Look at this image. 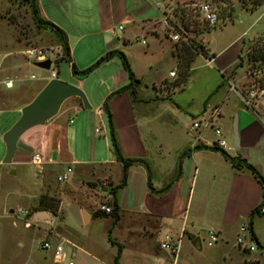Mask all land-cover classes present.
<instances>
[{"label": "crops", "instance_id": "crops-1", "mask_svg": "<svg viewBox=\"0 0 264 264\" xmlns=\"http://www.w3.org/2000/svg\"><path fill=\"white\" fill-rule=\"evenodd\" d=\"M36 1L41 18L66 37L68 56L55 64H66L59 66L58 72L63 77L55 72L53 79L79 89L88 109L77 98L65 100L53 118L20 136L10 164L1 165L12 170L11 174L25 177L26 183L29 170L37 171L33 182L27 184L29 189H34L30 195L32 207L35 208L39 196L45 195L59 201L61 212L62 197H68L83 225L102 227L112 264L116 245L121 248L118 264L168 262L169 257L158 247L165 235L180 238L177 264H257V260L247 259L250 251L247 253L248 249L237 246L236 237L250 240L247 223L261 202L262 188L246 168L235 169L219 150L208 149L214 138L207 134V128L190 130L191 120H207L210 116H190L186 125L181 126V117L186 119V116L154 107L164 100L160 87L152 83L150 94L140 90V81L127 64L139 82L132 85L117 54L86 76L74 75L72 71V67L78 73L88 69L106 53H117L132 38L148 35L149 26L155 29L158 23H150V17L140 15L150 0ZM162 16L164 32L163 13ZM157 36L156 33L153 37L157 39ZM60 58L61 55L52 62ZM48 77L49 74L40 78L41 83L28 86L15 100H1L0 114H9L12 121L2 127L0 136L18 119L21 108L50 80ZM129 85L131 90L113 95ZM105 101L120 156L124 160L142 161L148 167V171L141 164L128 167L126 183L115 194L119 210L115 225L112 218L98 209L111 201L108 191L103 192L105 189L97 186L104 193L99 199L95 189L86 186L88 180H99L109 190L122 177V166L109 145L107 118L102 109ZM234 119L237 146L232 144V132L222 133L227 147L223 152L252 166L264 181V100L252 111L236 109ZM3 154L0 139V161ZM33 155L41 157L39 169L30 162ZM65 167L71 168L72 175L59 186L56 177ZM101 167L106 168V175L85 172V168ZM160 190L164 191L158 193ZM95 211L102 215L94 217ZM46 214L52 217L51 222L55 221L56 217ZM46 221L50 220L38 219L33 224ZM262 221L252 217V233L264 248V231L259 229ZM240 227L246 228L244 234L239 232ZM109 230L115 245L108 242ZM209 232L216 234L217 242L207 247ZM88 242L79 239L73 242L77 252L74 264L97 260L98 255Z\"/></svg>", "mask_w": 264, "mask_h": 264}, {"label": "rangeland", "instance_id": "rangeland-1", "mask_svg": "<svg viewBox=\"0 0 264 264\" xmlns=\"http://www.w3.org/2000/svg\"><path fill=\"white\" fill-rule=\"evenodd\" d=\"M201 1L207 0H150L149 6L146 5L140 15L150 17V23L159 25L155 29L149 26L148 35H138L136 40L132 38L120 46L117 53L135 71L141 84L140 90L150 94L152 83L160 87L164 100L154 107L165 113L178 111L181 116L185 115L186 119L181 117L179 122L181 126L186 125L190 116L212 115L213 125L224 134L231 132L236 109L247 110L229 87L233 85L236 91L245 95L251 86L252 71L262 66L249 67L246 53L254 43L264 42V1L253 11H248L240 7V0H211L219 18L213 27L201 22L194 10V5ZM162 13L166 16L164 32ZM156 33L157 39L153 37ZM170 33L177 35V41H171ZM182 46L201 49H195L198 55L190 64L185 81L177 83V67L171 52L174 49L179 51ZM32 48L42 51L52 60L61 55L54 35L48 30L35 29L29 9L22 0H0V102L3 99H17L28 86L41 83L40 78L48 76L51 70L58 73V77H63L58 71L59 66H66L64 63L55 65L51 62L49 70L44 71L28 61L23 52ZM208 58H213L211 64L207 62ZM238 58L241 67H235ZM170 72L175 73L173 78L169 77ZM30 76L34 79L30 80ZM4 80L14 82V87L3 89L1 82ZM219 114L221 119H217ZM10 121L12 116L0 114V130ZM210 132L208 129L209 136L212 135ZM11 171L7 166L0 167V264H53L49 254L40 249V242L45 238L72 244L75 254V240L89 241L88 246L92 245L90 248L98 257L85 264H112L111 251L102 227L83 225L68 197H62L61 212L57 210L54 222L31 223L30 217L37 212H34L30 198L34 189H29L27 184L33 182L37 171L33 168L29 170L28 183L25 177L19 173L13 175ZM85 172L102 176L107 174L105 167L85 168ZM57 184L60 186L63 183ZM103 184L99 180L86 182L88 189H95L99 199L104 193L97 186L108 191ZM34 207L37 208V202ZM18 209L27 212V215H17ZM254 216L264 220V215ZM259 229L264 231V221L259 223ZM243 245L245 249H250L248 260L264 264V252L259 251L253 242L245 237Z\"/></svg>", "mask_w": 264, "mask_h": 264}, {"label": "trees", "instance_id": "trees-1", "mask_svg": "<svg viewBox=\"0 0 264 264\" xmlns=\"http://www.w3.org/2000/svg\"><path fill=\"white\" fill-rule=\"evenodd\" d=\"M22 1L24 4L27 5V7L29 9L31 21H32V24L35 27V29L36 30H48L56 38L58 45H59V48L61 50V58L54 61V64H57L59 61H61L63 59V57L68 56V47H67L66 37H65L64 33L60 29H58L56 26L52 25L51 23H49V22H47L41 18L40 11H39L36 0H22ZM263 1L264 0H240V7L244 10L253 11ZM163 15H165V13H163ZM166 33H167V31L164 33L165 34L164 36H166ZM196 48L201 49V47H195V46H189V47L182 46V48H180L179 51H176L174 49V52L173 53L171 52L172 57H174V59L176 60L175 63H176V67H177L176 69H177V73H178L177 83L185 81V79L187 77V73L190 69V64L194 60L195 56L198 55V53L195 51ZM116 54L119 55V57L122 61L123 68L126 71L127 76H128V80L134 82L137 85L139 82L134 79L131 71L128 68L126 61L123 58V56L116 53V52L106 53L104 56L100 57L91 67H89L88 69H86L82 72H79V73L76 72L73 67H72V71H73L74 75L86 76L92 70H94L96 67H98L100 64H102L105 61H108L111 57H113ZM202 55L205 56V54H202ZM246 61H247V64L249 65V67H253V66L257 67L260 65H264V42L261 44L254 43L252 46L249 47V49L246 53ZM235 67H241L239 58H238V63H237V65H235ZM127 90H131L130 85L117 90L113 95L120 94V93L127 91ZM130 94H131V96H133L134 92L131 91ZM102 109H103V111L106 115V118H107V125H108V131H109L108 139H109L110 148L114 154L116 161L118 163H120L122 166L121 181L118 185H116V186H114L108 190V194L111 197V201H108L105 203V205L110 208V213L108 214V216L110 218H112V225H115V223L118 221V211H119L118 207L116 205V202H115V194L119 189L124 187V185L126 183V171H127L128 167H130L131 165H134V164H141L145 167L146 171H148V167L142 161L124 160L120 156V153H119V150H118V147L116 144L113 128H112L111 117H110V114L108 113V110L106 108V101L102 105ZM208 149L211 151L219 150V149L215 148L214 146H211ZM219 151L221 152L223 157L230 163V165L233 168H235V169H238L240 167L246 168L251 173L253 178L261 185L262 199H261V202L258 205V207L251 213L250 219L247 223V231H248L249 238L254 243L255 247L260 251H264V248L260 246V244L255 239V237L252 233V217L254 215H257V209L264 205V181L261 179V177L259 176L257 171H255V169L252 166L248 165L244 161L237 160V159H231L223 151H221V150H219ZM177 176H178V174H177ZM163 191L164 190H160L158 193H162ZM58 206H59L58 200H54L51 197L41 195L38 197L37 208H34V212H40V211L46 212V213L51 214L54 217H57ZM101 215L102 214H100L99 211H95L93 213L94 217H99ZM107 234H108V237H107L108 242L112 245H115L110 240V237H109L110 230L108 231ZM120 250H121L120 246L116 245V255L113 258V264H118V258H119Z\"/></svg>", "mask_w": 264, "mask_h": 264}, {"label": "built area", "instance_id": "built-area-1", "mask_svg": "<svg viewBox=\"0 0 264 264\" xmlns=\"http://www.w3.org/2000/svg\"><path fill=\"white\" fill-rule=\"evenodd\" d=\"M194 10L204 24L208 25L209 27H213L219 20L218 12L214 4L211 0L201 1L194 5ZM166 16L164 15V20ZM122 28L119 27L118 31ZM169 38L171 41H177V35L169 34ZM24 56L28 61H31L33 64L38 62H43L48 60L51 64L52 59L47 58L45 54L38 50V49H28L23 52ZM213 59L208 58L207 62L212 63ZM55 76L54 71L49 72V79H53ZM175 76L174 72L169 73V77L173 78ZM252 79H251V86L246 91L245 95H242L238 91L235 90L233 86L229 87V90H232L239 98V100L243 103V105L249 109L254 110L258 107L261 102L264 100V65L257 67L252 71ZM30 80L34 79L33 76L29 77ZM49 81V80H48ZM3 89L9 90L12 89L13 83L11 80H4L1 82ZM213 117L212 115L207 120H191L190 122V130H202L204 128L209 129L211 134L214 138L212 146L215 148L224 151L227 149L226 141L224 140L221 131L219 128L215 127L212 124ZM95 133H98V130H95ZM31 164L39 169L41 166V157L39 155H33L30 160ZM71 174V168L65 167L56 177L57 183H65ZM99 211L103 212L104 214L110 213V208L107 206H99ZM17 215L25 217L27 212L18 209ZM257 215L263 216L264 215V205L257 209ZM31 221V219H30ZM239 232L244 234L246 232L245 227H240ZM243 236L236 237V244L237 246H241L244 249L243 245ZM217 242V237L215 233L209 232L207 234V241L206 246L210 247ZM179 246H180V238L179 237H171L168 235L163 236V238L158 243L159 250L165 253L169 257V261L163 264H177V256L179 253ZM40 249L49 254L51 261L53 264H74V260L76 258V254L73 251L72 244L61 240L60 242L56 240H52L49 238H45L40 242ZM250 251V249H248Z\"/></svg>", "mask_w": 264, "mask_h": 264}, {"label": "water", "instance_id": "water-1", "mask_svg": "<svg viewBox=\"0 0 264 264\" xmlns=\"http://www.w3.org/2000/svg\"><path fill=\"white\" fill-rule=\"evenodd\" d=\"M33 65L44 71H48L50 68L48 60L34 63ZM133 84L134 82H132V85ZM70 98H77L83 108L88 109L86 99L79 89L58 79H50L36 96L27 105L21 108L18 119L2 135L4 154L0 161V166L10 164L16 142L24 132L53 118L57 114L62 103ZM231 132L232 144L236 147L238 132L235 119L233 120ZM103 192H105V190ZM38 219L52 220V217L46 213H36L31 218V223H35ZM248 252L249 250H247V253Z\"/></svg>", "mask_w": 264, "mask_h": 264}]
</instances>
